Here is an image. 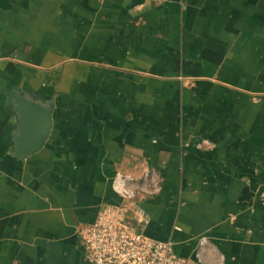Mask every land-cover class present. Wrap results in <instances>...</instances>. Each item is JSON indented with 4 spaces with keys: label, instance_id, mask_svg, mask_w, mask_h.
<instances>
[{
    "label": "crops",
    "instance_id": "crops-1",
    "mask_svg": "<svg viewBox=\"0 0 264 264\" xmlns=\"http://www.w3.org/2000/svg\"><path fill=\"white\" fill-rule=\"evenodd\" d=\"M117 173L184 264H264V0H0V264H87Z\"/></svg>",
    "mask_w": 264,
    "mask_h": 264
},
{
    "label": "built area",
    "instance_id": "built-area-1",
    "mask_svg": "<svg viewBox=\"0 0 264 264\" xmlns=\"http://www.w3.org/2000/svg\"><path fill=\"white\" fill-rule=\"evenodd\" d=\"M134 178L117 173L112 189L120 200L106 204L91 223L78 227L87 264H184L173 251V241L156 240L137 230L129 214L137 223L147 217L136 205L138 186ZM204 239H201V243Z\"/></svg>",
    "mask_w": 264,
    "mask_h": 264
},
{
    "label": "water",
    "instance_id": "water-1",
    "mask_svg": "<svg viewBox=\"0 0 264 264\" xmlns=\"http://www.w3.org/2000/svg\"><path fill=\"white\" fill-rule=\"evenodd\" d=\"M21 116L19 135L14 138L15 156L23 158L41 148L51 128L52 106L43 107L35 100L15 96Z\"/></svg>",
    "mask_w": 264,
    "mask_h": 264
}]
</instances>
